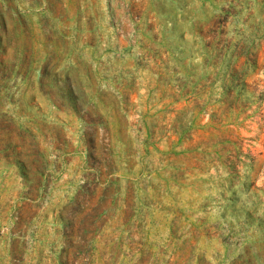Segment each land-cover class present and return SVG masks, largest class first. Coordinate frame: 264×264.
<instances>
[{
    "label": "rangeland",
    "instance_id": "obj_1",
    "mask_svg": "<svg viewBox=\"0 0 264 264\" xmlns=\"http://www.w3.org/2000/svg\"><path fill=\"white\" fill-rule=\"evenodd\" d=\"M0 264H264V0H0Z\"/></svg>",
    "mask_w": 264,
    "mask_h": 264
}]
</instances>
